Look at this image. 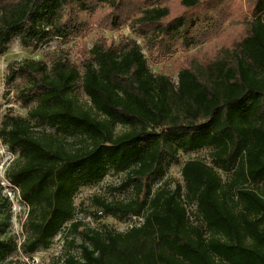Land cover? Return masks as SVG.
<instances>
[{
    "label": "trees",
    "instance_id": "trees-1",
    "mask_svg": "<svg viewBox=\"0 0 264 264\" xmlns=\"http://www.w3.org/2000/svg\"><path fill=\"white\" fill-rule=\"evenodd\" d=\"M178 1L174 9L164 0H0V56L15 36L34 50L67 41L83 31L82 13L107 7L109 25L131 21L160 62L213 36L229 9L227 0ZM90 54L83 71L64 56L9 66L10 82H29L20 99L34 106L0 127V139L18 154L7 179L29 207L18 246L6 238L10 202H0V215L9 208L0 219V264H29L10 257L20 251L32 259L67 225L82 242L61 264H264V0L255 1L230 47L207 65L183 66L177 83L153 73L132 38L98 42ZM204 149L210 161L187 160L183 185L155 188L181 153ZM111 172L125 175L120 189L132 188L134 198H97L99 209L143 224L80 231L75 196Z\"/></svg>",
    "mask_w": 264,
    "mask_h": 264
},
{
    "label": "rangeland",
    "instance_id": "rangeland-1",
    "mask_svg": "<svg viewBox=\"0 0 264 264\" xmlns=\"http://www.w3.org/2000/svg\"><path fill=\"white\" fill-rule=\"evenodd\" d=\"M133 0H126L127 2ZM138 0H134L136 3ZM144 1V0H140ZM165 4L172 6L174 9L179 7L178 0H164ZM256 0H227L226 19L218 26L217 32L207 40H202L184 49L178 48L177 52L170 56L163 58L160 62L153 60L150 57L151 51L143 44V39L140 38L131 27V21L123 23L119 26H110L108 21V14L110 10L104 7L99 11L96 8L94 14L82 13L79 18L82 20L83 31L80 34L72 36L69 40L63 41L56 38L43 48L34 50L32 48H25L18 36H15L9 44L8 51L0 56V127L6 117H22L28 116V111L34 105L26 106L20 99V92L29 86L27 79L16 77L14 81H9V66L21 62L25 59H40L48 62L53 59L64 56L72 63L77 65L81 71L82 62L86 58L91 57V49L98 42H106L108 46L117 45L123 38H132L136 40L143 48V53L148 58L149 68L155 74H165L169 76L173 82L177 83L178 74L181 68L190 63H199L200 65H207L217 54L224 48L230 47L233 42L246 29L247 23L251 20L252 9ZM124 4V5H125ZM133 5V4H132ZM129 6H127L128 8ZM99 8V6H98ZM227 8V7H226ZM77 95L82 102L88 101L87 96L82 90H77ZM123 129L118 128V132ZM11 158L12 165L18 158V154L11 151L0 139V161ZM211 150L204 149L190 154H180L179 162L173 164L167 172L166 177L155 186L160 187L165 184H170L172 188L176 184H184L182 177V166L190 159H201L210 161ZM226 179V175H222ZM126 177L124 174L110 173L106 178L97 184L81 187L75 196V206L77 208L75 220L82 221L83 226L80 231L87 229H101L108 227L109 229L118 232H126L130 229L129 218L119 221L112 216L99 214V209L96 202L97 198L106 199L108 202H128L134 198L132 188L120 189ZM0 202L6 198L10 202L12 211V218L10 226L7 228V237H14L16 243L21 244L26 237V232L23 228L25 222V213L27 212L26 205L20 200L19 192L13 184L0 176ZM13 198V202H12ZM9 208L3 209L0 219L4 220ZM192 210H195L193 205ZM98 212L97 218L94 214ZM72 242L75 243L72 246ZM82 242V236L71 233L70 225L57 235L53 245L47 249H41L35 253L32 258L37 259L39 264H61V261L67 255H77L79 252L78 245ZM11 260H22L31 262V258L25 256L20 251L10 257Z\"/></svg>",
    "mask_w": 264,
    "mask_h": 264
},
{
    "label": "built area",
    "instance_id": "built-area-1",
    "mask_svg": "<svg viewBox=\"0 0 264 264\" xmlns=\"http://www.w3.org/2000/svg\"><path fill=\"white\" fill-rule=\"evenodd\" d=\"M13 161V159L11 158H6V160H3V161H0V176L3 178V179H6V182H8L9 180L7 179V169L9 168L10 166V163ZM9 183L11 184V182L9 181ZM14 187V185H13ZM18 190V189H17ZM19 192V190H18ZM19 194V193H18ZM19 198L20 200L23 202V200L21 199L20 197V194H19ZM12 202H13V198H12ZM24 203V202H23ZM25 204V203H24ZM26 205V204H25ZM27 209H26V213H25V219L28 217V213H29V207L26 205ZM100 215L102 214V212L99 213ZM130 220V229L133 228V227H137V226H140L141 224H143L144 222V219L143 217H140V216H131L129 218ZM21 244H19L20 246ZM29 264H39V261L37 259H33L31 260V262Z\"/></svg>",
    "mask_w": 264,
    "mask_h": 264
}]
</instances>
